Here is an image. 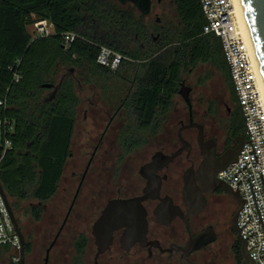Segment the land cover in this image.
<instances>
[{"label":"flooded vegetation","instance_id":"flooded-vegetation-1","mask_svg":"<svg viewBox=\"0 0 264 264\" xmlns=\"http://www.w3.org/2000/svg\"><path fill=\"white\" fill-rule=\"evenodd\" d=\"M110 71V82L98 87L92 81L83 99L84 89L77 83L80 101L72 144L81 122L77 111L84 103L86 141L78 156L71 144L56 191L30 203L25 264H241V197L240 203L217 187L205 194L199 213H189L183 198L185 172L190 169L197 177L204 159L201 141L214 149L210 169L233 156L237 138L222 92L199 93L202 78L191 86L183 71L158 128L139 129L128 105L136 86L133 76L124 69ZM182 83L191 87L190 104L179 93ZM176 95L184 107L177 106ZM191 121L202 126L201 140L199 127H187ZM11 208L20 225L22 208L14 203ZM198 236L206 244L193 248Z\"/></svg>","mask_w":264,"mask_h":264},{"label":"trees","instance_id":"trees-1","mask_svg":"<svg viewBox=\"0 0 264 264\" xmlns=\"http://www.w3.org/2000/svg\"><path fill=\"white\" fill-rule=\"evenodd\" d=\"M174 4L177 20L152 27L146 22L150 2L0 0V153L6 141L11 144L0 161V182L9 199L42 200L56 191L72 152L80 101L77 83L98 84L111 75L96 61L102 45L127 57L119 69L136 83L128 105L139 129L152 124L158 128L171 96L178 93L182 72L210 61L224 74L234 103L230 129L235 138H246L220 38L203 33L206 20L199 0H174ZM47 18L54 33L30 34L29 26ZM70 31L77 38L66 46L63 34ZM70 68L74 73L64 77L55 97L47 101L52 89L43 85L57 84ZM14 73L20 75L18 81ZM13 248L1 245L0 258ZM14 258L11 264H20Z\"/></svg>","mask_w":264,"mask_h":264},{"label":"built area","instance_id":"built-area-1","mask_svg":"<svg viewBox=\"0 0 264 264\" xmlns=\"http://www.w3.org/2000/svg\"><path fill=\"white\" fill-rule=\"evenodd\" d=\"M199 1L206 20L203 33L220 38L246 133V142L237 160L221 170L218 178L239 193L242 200L238 216L240 238L246 242L249 255L255 263L264 264V93L260 70L254 63L246 38L235 23L232 0ZM33 26L34 36L54 33L52 22L47 24L44 20L38 21ZM76 38V33L72 31L63 34L66 46ZM126 59L121 53L102 45L96 61L103 67L116 70ZM19 78L20 75L14 73V79L18 81ZM2 104L0 100V106ZM10 145L9 141L5 142L0 161ZM3 244H10L19 250V238L0 194V246ZM14 261H20L19 255Z\"/></svg>","mask_w":264,"mask_h":264},{"label":"water","instance_id":"water-1","mask_svg":"<svg viewBox=\"0 0 264 264\" xmlns=\"http://www.w3.org/2000/svg\"><path fill=\"white\" fill-rule=\"evenodd\" d=\"M133 3H145L149 2V0H129ZM240 6L243 12V16L245 19V23L248 29V33L251 39V43L254 49V53L256 56V60L259 66V70L262 76V80L264 83V0H239ZM74 68H70L66 71L65 74L62 75L60 81L57 84L47 83L44 84L43 87L51 88L52 91L49 93L46 98L47 101L52 100L56 92L58 91L61 82L64 77L68 74H73ZM190 91L191 87L182 83L179 93L183 96L185 101L190 104ZM199 127L201 133L199 135V139H202V126L198 123L191 121L187 127ZM202 142V141H201ZM201 152L204 156V159L198 168L197 177L193 174L192 170H187L184 174V187H183V198L188 206L189 213H199L201 212L206 204L205 194L214 191L217 187H222L227 192H229L234 198H240V195L237 191H234L230 188V186L221 181L217 175L218 173L225 169L229 164L235 162L245 144V138L243 136L237 137V145L234 148L233 156L214 169H210V162L214 156V149L208 146V144L201 143ZM180 151H177L171 156L166 157V161L172 160L179 154ZM150 166V165H149ZM200 186L197 184L196 180ZM0 194L3 197L7 210L11 216L13 221L17 236L19 238V258L20 264H25V236L21 230V227L12 211L11 203L9 197L0 182ZM241 203V200H238ZM209 242V241H207ZM194 247L193 248H201L206 241H203L202 236H198L194 239ZM242 261L241 264H256L255 261L249 255V252L246 247V242L243 241L241 248Z\"/></svg>","mask_w":264,"mask_h":264},{"label":"rangeland","instance_id":"rangeland-1","mask_svg":"<svg viewBox=\"0 0 264 264\" xmlns=\"http://www.w3.org/2000/svg\"><path fill=\"white\" fill-rule=\"evenodd\" d=\"M152 10L146 17V22L149 24V26L155 27L156 25H167L169 21L171 20H177V11L176 6L174 4V0H152ZM47 24H50L52 21L50 19H43ZM40 20V21H43ZM38 22V21H37ZM28 30L30 34H35L34 26L31 25L28 27ZM154 42H156L159 39V34H154ZM139 64V63H138ZM137 69H143L140 65H137ZM188 70H185L183 72V78L186 79L187 83H189L191 86H194V80L198 77L202 78L201 88H197L198 92L204 93L206 90L207 93L220 90L222 92L224 101L231 107L233 110L234 103L231 101L230 91L229 87L226 83L224 74L210 61H203L198 64H196L195 67H188L186 68ZM193 69V70H190ZM112 81V80H111ZM110 82L104 81V82H98V87H103V84H107ZM121 83V82H120ZM232 83V81H231ZM82 88L84 89L83 95H79L80 98H85L90 94L89 85L90 83L81 82L80 83ZM123 84V83H122ZM124 85L127 87L128 83H124ZM233 86V84H232ZM103 96V95H102ZM175 103L179 108L184 107L183 100L180 99L179 95L175 96ZM85 107H88L87 103H84L82 106L79 107V110L77 111V117L81 121L80 126H77L74 133L73 138V144L72 148L75 152V155L78 156L80 154L81 148L86 141V135L84 133V129L87 128V123L82 120V113L84 112ZM198 105L196 104V108L198 109ZM203 108V107H202ZM201 108V109H202ZM224 113H226V109H224ZM0 137H1V130H0ZM72 162L70 161L67 166V170L64 173L63 177L65 178L67 175H69L71 170ZM10 203H14L15 205H18L22 208L21 212V220H20V227L22 232L24 233L25 229L27 228V213L30 209V203H36L37 199L33 197H29L25 200H18L16 198L9 199ZM26 227V228H25ZM25 234V233H24ZM19 255V250L16 248H13L11 252L2 255L0 258V264H11L12 263V257H16ZM222 264H226L225 261L222 262Z\"/></svg>","mask_w":264,"mask_h":264},{"label":"bare ground","instance_id":"bare-ground-1","mask_svg":"<svg viewBox=\"0 0 264 264\" xmlns=\"http://www.w3.org/2000/svg\"><path fill=\"white\" fill-rule=\"evenodd\" d=\"M232 3H233V7H234L235 23L238 26V28H239L240 32L242 33V35L246 38L248 46H249L251 54H252V57H253V60H254V63L256 64L257 68L259 69V66H258V63H257V60H256V56H255V53H254V49H253V46H252V43H251V39H250V36H249V33H248V29H247V26H246V23H245V19H244V16H243V12H242V9H241V6H240V2H239V0H232ZM260 78H261L262 91L264 93V83H263V80H262L261 73H260Z\"/></svg>","mask_w":264,"mask_h":264}]
</instances>
